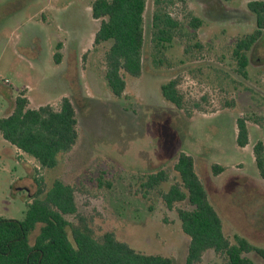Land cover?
Segmentation results:
<instances>
[{
  "label": "rangeland",
  "instance_id": "rangeland-1",
  "mask_svg": "<svg viewBox=\"0 0 264 264\" xmlns=\"http://www.w3.org/2000/svg\"><path fill=\"white\" fill-rule=\"evenodd\" d=\"M94 1L0 0V118L24 93L33 109L59 107L69 98L79 120L77 145L46 171L0 134V217L25 219L37 190L34 176L50 187L61 179L76 188L78 210L93 220L97 235L114 232L138 252L186 264L190 238L176 211L157 193L140 192L148 173L163 169L173 181L174 165L186 153L195 159L225 234L264 247V179L254 154L255 145L264 143V38L249 53L247 79L238 75L232 57L237 39L256 28L248 4L264 0H166L182 28L162 66L152 62L156 0H147L144 72L140 78L126 75L122 98L112 95L105 80L108 44H94L101 23L92 17ZM189 16L202 26L192 27ZM175 78L184 109L162 96V85ZM239 119L248 126L245 147L238 144ZM214 165L224 168L218 176ZM98 180L111 186L99 187ZM38 234L39 227L31 244ZM248 257L264 264L255 253ZM216 260L210 251L203 264Z\"/></svg>",
  "mask_w": 264,
  "mask_h": 264
},
{
  "label": "trees",
  "instance_id": "trees-1",
  "mask_svg": "<svg viewBox=\"0 0 264 264\" xmlns=\"http://www.w3.org/2000/svg\"><path fill=\"white\" fill-rule=\"evenodd\" d=\"M155 4L152 62L162 66L166 61L165 51L180 36L182 27L167 10L166 0H156ZM146 8L147 0H95L92 4V17L101 22L94 44H108L105 80L116 98L125 95L126 75L140 78L144 72ZM248 9L255 17L256 28L237 39L232 54L237 73L244 79L248 78L249 53L264 38V1H252ZM189 17L192 27L202 26L199 18ZM61 57L60 52L54 56L57 64ZM180 84L179 78L172 79L162 85L161 92L167 102L184 109L185 96ZM78 124L76 108L69 98H63L59 107L44 105L33 109L22 93L15 99L11 112L0 118V134L32 158L40 170L46 171L56 168L58 157L70 153L77 145ZM238 130V144L245 147L249 131L244 119L238 120ZM254 154L264 179L263 142L255 145ZM174 171L177 176L173 181L163 169L144 175L140 180V192L144 197L157 193L168 210L176 211L182 231L190 238L186 264H203L204 255L210 251L217 258L213 264H255L248 257L252 253L264 262V247L254 245L242 235L235 234L231 239L225 234L223 220L196 171L194 157L181 153ZM223 171L219 165L212 167L215 176ZM33 180L37 190L28 204L25 219L16 221L0 217V264H173L168 257L136 251L120 241L114 232L97 235L93 220L78 210L74 186L61 179H56L51 187L43 177L34 176ZM98 182L99 187L111 186L102 180ZM183 203H187V207L178 206ZM37 227L39 234L31 244V234Z\"/></svg>",
  "mask_w": 264,
  "mask_h": 264
}]
</instances>
